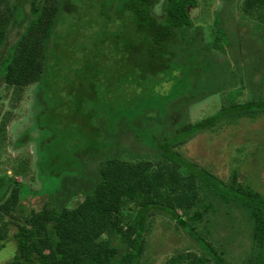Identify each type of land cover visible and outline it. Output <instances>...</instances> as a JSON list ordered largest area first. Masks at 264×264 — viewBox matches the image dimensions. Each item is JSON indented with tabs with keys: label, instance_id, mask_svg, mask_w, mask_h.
<instances>
[{
	"label": "trees",
	"instance_id": "trees-1",
	"mask_svg": "<svg viewBox=\"0 0 264 264\" xmlns=\"http://www.w3.org/2000/svg\"><path fill=\"white\" fill-rule=\"evenodd\" d=\"M202 2L22 0L14 8L11 0H0V84L19 91L38 84L46 109L37 124L52 134L48 150L42 146L40 167L49 183L40 211L26 208L19 185L0 176V198L8 193L0 201V221L16 227L12 237H0V251L15 242L3 264H141L156 215L173 221L213 264H231L223 252L227 243L233 247L230 234L238 240L251 228L252 252L242 264H264V187L259 192L236 175L227 184L179 150L222 123L264 117V0L241 2L254 45L232 33L228 13L208 27L211 40L205 42L203 25L195 26L192 15ZM158 5L161 15L155 14ZM227 49L242 69L232 71L229 62L213 57ZM236 73L243 75L242 87L228 91ZM45 78L62 87L51 99ZM246 86L251 98L237 103ZM225 88L213 117L195 124L172 119L178 112L173 101L190 96L187 105L196 104L222 96ZM49 155L51 173L44 166ZM73 199L79 201L69 206ZM215 213L232 222L212 243L198 228L204 214ZM36 242L43 247L29 250ZM188 257L178 252L165 264H185Z\"/></svg>",
	"mask_w": 264,
	"mask_h": 264
},
{
	"label": "rangeland",
	"instance_id": "rangeland-1",
	"mask_svg": "<svg viewBox=\"0 0 264 264\" xmlns=\"http://www.w3.org/2000/svg\"><path fill=\"white\" fill-rule=\"evenodd\" d=\"M21 1L11 0V4L15 8L19 6ZM207 1L205 5L201 0V6L192 13L195 26L203 25L205 42L211 40L207 35V29H214L215 19L217 17L224 18L226 13H228L227 25L230 24L232 33L236 34V36L242 35L241 33L245 34L244 40L248 44L252 43L254 45V33H248L253 30L252 20L245 17L241 9L243 0L239 2H236V0ZM24 12H28V5L24 6ZM155 14L161 15V5L156 6ZM222 26L224 25L222 24ZM16 31L14 29V34H17ZM12 42H14L13 39H11ZM234 55L230 49H227L226 53L218 50L213 52V57L216 58V61L220 64L229 62L232 71L237 68H243V62L241 60L235 62L233 59ZM242 76L241 73H236L235 78L230 77V83L226 87L227 90L238 91L242 87L238 85V80ZM55 83L56 80L45 78L43 88H46L47 99L52 98V93L61 92V85H56ZM168 87V84L163 85L164 90H168ZM226 88L222 91V96L216 94L196 104L190 103L187 105V100H190V96L180 97V100L173 101V111L178 112L177 115L172 116V119L175 122L184 119L183 122L186 124H195L213 117L221 109L223 95L227 92ZM43 93L38 84L30 85L20 91L9 88L3 83L0 84V128L5 127L2 132L0 131L2 133L0 135V176L7 174L9 181H14L19 185L24 205L29 210L34 211H40L43 203L47 200L44 197V192L46 182L49 183L46 181L45 174L41 172L40 160L45 155L42 149L43 143L47 144L46 150H48L51 142H49V137L52 134L48 132V129H45L47 125L41 128L37 124L38 115L46 109L42 97ZM250 98L251 92L249 87L246 86L242 94L237 97L236 102H246ZM183 102L184 104H182ZM178 104L180 105L177 106ZM179 124L181 123L179 122ZM226 124L228 123H222L217 128H214L213 131L196 136L179 150L189 161L223 182L231 183L236 175L243 184L248 185L251 183V187L260 192L261 188L264 187V117L256 123L241 120L236 124ZM176 125L178 124L176 123ZM133 138V132L129 133L124 145L128 146ZM66 149L70 150L67 147ZM76 156L81 158L80 155ZM152 158L150 155V159ZM50 159L49 155L44 162L48 173L52 172ZM97 166L98 162L89 164L91 169ZM255 175L259 181L254 179ZM253 183L255 184L253 185ZM50 185L52 186V184ZM53 185H55V182H53ZM10 188L11 186H9ZM21 190L23 192L27 190L28 192L22 193ZM55 192L56 190L53 189L50 193L53 194ZM200 193L201 198L204 199L206 189H202ZM6 197H8V193H5L0 198V201ZM78 201L79 199H73L69 206H75ZM233 214L234 212L232 216ZM151 221L146 234L147 244L141 258V264H165L169 258L178 252L189 255L185 264H213L203 254L196 242L179 229L173 221L162 215H156ZM8 222L9 219H5L4 222L0 221V237L8 234L7 238H10L14 234L16 227H10ZM215 222L216 225L214 224ZM229 222L232 221L228 215L224 218L218 213L210 216L204 214V221L199 224L198 230L202 235L206 236L207 240L210 237V242L213 241L212 243H215L217 237L224 236L226 228L225 234L231 230L228 229L229 225H231ZM218 223H221V228ZM243 223H245V220H243ZM206 226L209 232L206 231ZM213 226L216 227V230H214ZM239 229L241 228L239 227ZM231 235L232 238L228 239L227 242L233 240L234 244L233 247H229L228 243L225 245L223 250L225 253L224 258L228 259L231 264H242V261L249 256V252H252V229L246 228V231H243V237H240V239L238 237V240L233 239V233ZM10 242L7 245V249L0 251V264L8 261L14 251L15 242L13 240H10ZM216 245L218 246V244L214 246ZM42 247L41 243L36 242L29 247V250H36Z\"/></svg>",
	"mask_w": 264,
	"mask_h": 264
}]
</instances>
